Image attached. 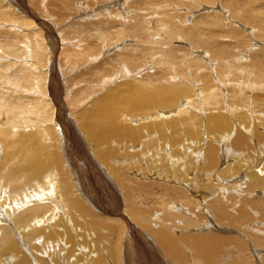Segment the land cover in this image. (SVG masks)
I'll return each instance as SVG.
<instances>
[{
  "label": "bare ground",
  "instance_id": "1",
  "mask_svg": "<svg viewBox=\"0 0 264 264\" xmlns=\"http://www.w3.org/2000/svg\"><path fill=\"white\" fill-rule=\"evenodd\" d=\"M63 1L67 14L52 11L47 14L48 9L42 2L36 4L38 12H35L29 8L32 5L30 0H0V152L4 153L0 158V262L13 258L11 264H169L170 261H165L169 259L168 255L177 264L189 263L188 258L194 264H257L249 253V245L237 237L232 239L210 232L219 229L218 220L225 225L237 223L239 228L244 224L250 227L253 222L264 225V199L259 195L264 196L261 170L245 169L249 178L243 188L240 181L245 173L235 180L232 177L250 166L246 157L251 145L263 141L255 136V139L251 136V140L247 135L251 129H244L245 133L235 127L239 121L247 122V118L234 111L239 98L245 105H263L261 94H251L262 89V78L254 83L247 74L243 80L233 79L232 84H227L229 80L221 71V66L238 70V66L249 65L251 71L262 75L264 63L254 56L252 64L238 65L246 53L235 55L231 61H223L222 57H215L216 52H229L231 45L218 43L216 39L212 41L216 37L213 27L225 29L229 25L235 30L225 29L223 32L233 37L238 30L252 32L250 26L240 24L234 27L231 19L230 22L223 19L227 11L232 13L233 20V16L241 14L240 9L233 10L235 0L230 2V10H226L223 4H216L223 14L218 13L216 7V12L207 18L197 17L189 26L183 22L196 15V9L201 6H198L199 1L178 0L179 6L175 2L163 5L162 1L153 3L156 0H151L149 2L153 4L143 9L134 6L132 1L109 0L110 5L102 10L97 6L98 9L94 6L91 9L90 5L85 7L82 0L77 3ZM184 5L188 8H183ZM149 8L154 9L152 13ZM182 8L187 11H181ZM152 23L155 24L153 27ZM256 29L261 30V26ZM132 41L139 43V47L131 44ZM209 46L211 50L207 49ZM134 47L143 52L138 55V49ZM104 50L113 51V56L104 63L101 61V64L90 66L89 63L97 61L98 54ZM213 57L219 60L215 61ZM85 65L88 73L83 69ZM195 65L197 69H194ZM154 67L157 70L153 75L145 70ZM77 70H82L79 74L85 73L84 77L74 76ZM142 71H146L143 83L128 84L124 91H113L97 98L92 102L94 108L78 113L75 121L79 118L84 122L79 125L81 135L76 132L73 116L67 112L69 109L75 112L81 104L77 109V100L67 104V100L73 97L69 83L82 80L80 78L85 82L89 80L91 86L80 93V103L96 94V87L104 84L102 81L112 80L113 76L129 77ZM235 74L240 76L239 72ZM224 90L228 93L225 92V98L220 95ZM245 90L251 93L247 94ZM74 94L76 97V91ZM222 97L228 99L227 102ZM123 105L130 112L145 105L156 107L155 116H143L142 119L167 120L159 119L157 124L139 127L124 125L119 121ZM226 105L228 116L226 111L220 113V108ZM202 111L206 114L202 115ZM234 128L236 136L227 145ZM170 131L175 154L176 146L183 143L184 153L188 156L175 172L182 184L176 181L175 184L181 186H170L169 181L167 189L161 190L164 193L159 192L157 186L154 191L159 192V197L180 195V201L190 205V212L198 215H182L190 225L198 228L194 227L198 234H191L183 240L185 235L176 237L173 228L165 223L174 217L180 219L181 214L165 213L167 219L162 217L164 223L160 221V226L155 227L158 222L151 216H156L159 211L152 209L148 201L153 198L154 202V193L148 191L153 186L132 175L140 172L138 167H130L129 173L123 172L117 160L119 156L124 159L129 156L122 154L120 147L129 146V142L134 148L143 145L142 153L151 151L150 148L165 151L164 141ZM203 132L212 137L206 143L199 137ZM157 133L158 136L152 139ZM241 154L239 166L233 168L234 163H229L217 171L225 159H237ZM146 191V195L142 194ZM245 192L252 194L253 199L246 197ZM256 193L257 198L254 197ZM165 202L163 200L160 205ZM251 202L257 208L251 207L257 215L247 218L245 211ZM237 203L241 207L234 213ZM200 215L206 218L204 222ZM134 221H139L142 226ZM261 226H257L258 231L264 233ZM250 235H253L254 254L259 256V247H264V236L252 232ZM186 243L190 251L183 248L188 246Z\"/></svg>",
  "mask_w": 264,
  "mask_h": 264
},
{
  "label": "rangeland",
  "instance_id": "2",
  "mask_svg": "<svg viewBox=\"0 0 264 264\" xmlns=\"http://www.w3.org/2000/svg\"><path fill=\"white\" fill-rule=\"evenodd\" d=\"M27 1H29V0H27ZM32 3V5H29V8H31L32 10H34L35 12H38L37 11V9H38V7H36V4L37 3H40V2H42V3H44V5L43 6H45V9H48V13L47 14H50V11H52V13H56V14H67V13H69L68 12V9L65 7V6H63L64 5V1L63 0H51V2L49 3V0H30ZM73 1H75V3H77V2H81V0H73ZM99 1H101L102 3H98ZM129 1V3L132 1L133 2V5L135 6V5H139V7L141 6V8H143V9H146V7L148 8L151 4H153V3H157V2H161L162 1V3H163V5L164 4H167V5H169L170 3L172 4V3H177V5H179V6H181L180 4H178L179 3V1L178 0H156L155 2L153 1V3H150L149 1H151V0H139L140 2H137L138 0H128ZM137 2V4H136V2ZM164 1V2H163ZM197 2L199 1V5L198 6H200V7H198L196 10V15H192L189 19H188V21H184L183 23H184V25L185 26H189V23L192 21H194V19H196L197 20V17H200V16H203V17H206L207 18V16H209L211 13H213V12H218V13H221V9H219L217 6L219 5L218 3H220V5L221 4H223V6L226 8V10L227 9H229L230 10V6H231V3L230 2H232V0H217V1H215V0H203L202 2H201V0H196ZM196 1H194L195 3H197ZM213 1H215V2H213ZM219 1V2H218ZM82 2L84 3V5H85V7H87V6H89L90 8L92 7V6H94V8L95 9H98V10H100V8H101V10L102 9H104V7L106 6V7H108L110 4H109V0H82ZM93 2V3H92ZM96 2V3H95ZM204 2V3H203ZM209 2V4H207ZM227 2V3H226ZM233 2H236V5H235V7L233 8V10L234 9H240L241 10V14L238 16V17H236V16H233V18H234V20L232 19V16H230V15H232V13H230V11H227V13H225V14H223V13H221V14H223L226 18H223V19H225L226 21H228V22H230V19L232 20L231 22L233 23V26L235 27V26H237V25H240V24H242V25H244V26H250V28H253V30H252V32H250L249 30H248V32L246 31H240V30H238V32H237V35L235 36V37H233V35H231V34H228V36H227V34L225 35L224 34V32H223V30H228V29H231V31H233V30H235L233 27L232 28H230V26L228 25V26H226L225 27V29L224 28H221V27H213V33H215L216 35V37L215 38H213V40L212 41H214L215 39V41H217L218 43L220 42V43H222V44H225V45H227V44H230L231 45V47L229 48V50H233L234 52H231V51H229V52H222V51H220V53L222 52V54H220L219 52H216V55L217 56H215V57H222V60L223 61H225V60H227V61H231V60H233V57H236L235 55H237V54H239L240 53V55L241 54H243V53H246L247 55H246V57H243V59H241V62H239V64L238 65H243L242 63H251L252 61H253V59H252V57H254V56H256V57H259L262 61H263V63H264V0H235V1H233ZM139 3V4H138ZM229 3V4H228ZM88 4V5H87ZM94 4V5H93ZM99 4H101V5H103V6H101V5H99ZM106 4V5H105ZM142 4V5H141ZM216 4H218V5H216ZM242 4V5H241ZM35 5V6H34ZM99 5V6H98ZM202 5H203V7H202ZM204 5H209V6H204ZM215 5V6H214ZM219 5V6H220ZM43 6H41V9L43 8ZM81 6H83V4H81ZM96 6L98 7V8H96ZM36 7V8H35ZM116 8L118 7L117 5L115 6ZM188 8V5H184L183 6V8ZM208 7V8H207ZM209 7H210V9H209ZM212 7H214V11H212L211 9H213ZM218 9H217V8ZM34 8V9H33ZM94 8H91V9H94ZM173 8V7H172ZM183 8L182 9H180L181 11H187L186 9H184L183 10ZM209 9V10H207V9ZM215 8H216V11H215ZM242 8H250L251 10L250 11H247V12H245V11H243L242 10ZM259 10V11H257V9ZM44 9V8H43ZM200 9V10H199ZM149 10V12H153L152 10H154V9H148ZM147 10V11H148ZM174 10V9H173ZM204 11V13H203V11ZM220 10V11H219ZM245 10V9H244ZM91 10H88V12L90 13V14H92V12H90ZM200 11V12H199ZM206 11V12H205ZM209 11H210V13H209ZM212 11V12H211ZM201 12L203 13V14H201ZM208 12V13H207ZM245 12V13H244ZM262 13V14H261ZM198 14H199V16H198ZM205 14V15H204ZM152 15V14H151ZM45 16H48V15H45ZM161 17V15H158V17ZM246 16V17H245ZM248 16V17H247ZM193 17V18H192ZM250 17H252V18H250ZM192 18V19H191ZM259 18H262V20L260 21L259 20ZM191 19V20H190ZM221 19V18H220ZM237 19V20H236ZM246 19V20H245ZM252 19V20H251ZM50 22V21H49ZM191 22V23H192ZM211 22V21H210ZM155 23V22H154ZM154 23H152L151 25H152V27L155 25ZM236 23V24H235ZM181 25H182V23H181ZM260 26H261V30H257L256 29V27H258V28H260ZM262 27H263V29H262ZM239 28H241V29H243L241 26L239 27ZM218 30V31H217ZM216 31V32H215ZM257 32V33H256ZM251 33L253 34V35H251ZM222 34H224V36L222 35ZM47 34H45V36H46ZM221 36H223V37H221ZM255 36V37H254ZM254 38V39H253ZM261 41V42H260ZM261 43V44H260ZM131 44H136L135 43V41H132L131 42ZM177 44V43H176ZM203 44H205V43H203ZM254 44V45H253ZM207 45V44H206ZM214 45V44H213ZM217 45V44H216ZM136 46L137 47H139V43H137L136 44ZM212 46V45H211ZM215 46V45H214ZM75 47V46H74ZM137 47H134V49H138V51H137V53H138V55L139 54H141L142 52H143V50H140L139 48H137ZM250 47H253V48H251V50L249 49ZM258 48V49H257ZM105 49V48H104ZM203 49V48H202ZM207 49H209V50H211L210 49V46H209V48H207ZM259 49H261V51H258ZM44 50V49H43ZM48 51H49V48L47 49ZM106 50V49H105ZM104 50V52H101L100 54H98V59H97V61H94V62H92V64L91 63H89L90 64V66H94V64L95 65H97V64H101L102 62L104 63L105 62V60H107V59H110L111 58V56H113V51H109V50H107V51H109V52H107V51H105ZM247 50V51H246ZM255 50H256V52H255ZM106 52V53H105ZM212 52L214 53V50L212 49ZM255 52V53H254ZM260 54H259V53ZM259 54V55H258ZM36 55V54H35ZM137 55V56H138ZM49 56H50V51H49ZM210 56H212V55H210ZM103 57V58H102ZM215 57H213L214 58V60H215ZM37 60H39L38 58H36ZM101 59V60H100ZM256 59V58H255ZM32 59L30 58V61H31ZM217 61L219 60V59H216ZM215 60V61H216ZM100 61V62H99ZM102 61V62H101ZM58 62H60L59 60H58ZM218 62H215V64H217ZM252 64V63H251ZM87 65V64H86ZM84 66L83 67V69H85V72H87L88 73V70H87V68L88 67H90V66ZM194 67V69H197V65H195V66H193ZM175 68V67H174ZM238 68V70L235 68V70L234 69H223L222 68V66H221V71L222 72H224V74H223V76H224V78H227L229 81H228V83L227 84H232L234 81H237V80H243V78L242 77H246V75L248 74V76H249V74H250V77L252 78V80H253V82L254 83H258V81L257 80H259V78L261 79V81L263 82V85H264V73H262V75L261 74H259V73H255V72H253V71H251L250 69H249V65H247V66H238L237 67ZM252 69H254L253 67H251ZM190 69H191V71L193 70L194 71V69L193 68H191L190 67ZM146 71H149V74H151V75H153V74H155L156 73V70H157V67L155 68H153V69H150V68H146L145 69ZM214 70H216L215 68H214ZM81 71L82 70H77V71H74V76H77V75H79L80 76V74L79 73H81ZM121 71V70H120ZM146 71H142L141 73H139V74H136V75H131V76H129V77H126V76H122V77H112V80H110L109 78L107 79V80H105V82L104 81H102L104 84L102 85V83H101V85L99 86V87H96V91L95 92H97L96 94H92V95H89V97H86L85 99H83V100H81L80 101V103H78V99L81 97L80 95V93H82L83 92V90L85 89V88H87V87H90L91 85L89 84V80H86V82H85V80H83V78H80V79H82V80H75L74 82H72V83H69V87L71 88V90H73V91H71L70 90V95H73V97H72V100H67V104L69 105V103L71 104L74 100H77V107L75 108V109H77L78 108V104H81V105H79V106H81L78 110H76L75 112H71L70 111V109H69V111L67 112V115H68V113H70L69 115L70 116H73V117H75V118H73V117H71L72 119H74V121H72L73 122V124L75 125V128H76V132H78V134H80V129H79V125H81L84 121L82 120V119H80V121H79V118H78V120H77V122L75 121L76 120V117L78 116V113H80V112H82L83 110L84 111H89V108L90 107H92V108H94V106H95V103H92V102H94L95 100H97V98H101V97H105V95H108V94H111V93H113V91H115V92H119L120 90L122 91H124V90H126L127 88H128V84H134V83H137L138 85L139 84H141V83H143V77H145V75L143 74V73H145ZM213 70L211 69V72H212ZM217 71H218V68H217ZM237 72H239V75L240 76H237L235 73ZM66 73V72H65ZM87 73H86V75H87ZM119 73V72H118ZM118 73L117 74H115V75H118ZM213 73V72H212ZM84 75H85V73H83V75L82 76H80V77H84ZM88 76H89V74H88ZM88 76H86V77H88ZM197 76V75H196ZM218 76H219V78L220 79H223L219 74H218ZM64 77V76H63ZM214 77V76H213ZM90 78V77H89ZM100 78V77H99ZM111 78V77H110ZM113 78H116V81L113 79ZM86 79H88V78H86ZM91 79V78H90ZM97 79L98 78H96V80L95 81H97ZM234 79V81H232ZM114 80V81H113ZM224 80V79H223ZM77 81H79V83H77ZM83 81V82H82ZM108 81H110V82H108ZM257 81V82H256ZM80 82H82V85H81V83ZM159 82V84H161V82L160 81H158ZM76 83V84H75ZM85 83V84H84ZM88 84H89V86H88ZM121 84V85H120ZM76 85V86H75ZM152 85V84H151ZM263 85L262 86H260L262 89H259L258 91H254V93H251V94H254L253 96H258L259 94H261L263 97H262V99H263V102H262V104L263 105H260V106H256L255 104H253V105H251L250 103L247 105H245V102H244V100H242V98L240 99H236V108H234V111L235 112H237V113H239V114H244V118H247V122H241V121H239L238 123H237V125L235 126L236 128H238V129H240V130H243V132H247L246 130L244 131V129H251L250 131L251 132H247V135H250V139L251 140H253V138H254V136L255 137H261L262 139H263V141L262 142H260V143H258V144H255V143H253L252 145H251V148H250V150H249V152H248V154H247V160H248V162H249V165L251 166H249L248 168L246 167H244L242 170H240V173L237 175V176H232V177H234V180L235 179H237V177L238 176H240V175H242V174H244L243 175V178H242V180L240 181V182H242V185H241V188H243L244 186H245V184L248 182V178H249V176H248V173L247 172H245V169L246 170H255V169H257V170H261L260 171V176H262V177H264V87H263ZM74 86H75V88H74ZM229 85H227L226 86V88L228 87ZM102 87V88H101ZM221 87V86H220ZM69 88V89H70ZM98 88V89H97ZM222 88V87H221ZM102 89V90H101ZM79 90V91H78ZM74 91H76V97L74 96L75 94H74ZM248 91V90H247ZM246 90L244 91L245 93H247V94H250L249 92H247ZM225 92L227 93V91L226 90H224V92H220V95L221 96H223L224 98L227 96V95H225ZM222 93V94H221ZM228 94V93H227ZM63 95H65V91H63ZM222 97V98H223ZM223 98V99H224ZM262 99H260V100H262ZM86 100V101H85ZM226 102H227V100L226 99H224ZM82 102V103H81ZM183 103V102H182ZM241 104V105H240ZM85 105V106H84ZM222 105V104H221ZM251 105V106H250ZM55 106V105H54ZM124 106V105H123ZM56 107V106H55ZM141 108L138 110V111H132V112H130L129 110H127L126 109V106H124L122 109H123V111H120L121 113H120V116H119V121H120V123H124V125H131V126H134V127H139V126H141V125H148V124H157V123H159V119H161V120H163V121H166L167 119H165V118H155V117H152V118H149V119H142L143 118V116H151V115H153V116H155V113H156V111H157V108L156 107H152V106H148V105H145V106H140ZM239 107V108H238ZM220 108V107H219ZM222 111H224V113H226L225 115H229L228 113H229V110H228V106L226 105L225 106V108H220V113L221 114H223L222 113ZM226 111V112H225ZM258 111V112H257ZM248 113V114H247ZM201 114L202 115H205L206 113H205V111H202L201 112ZM235 114V113H234ZM233 113L231 114V115H233V116H235ZM238 114V115H239ZM246 114H247V117H246ZM76 115V116H75ZM175 117H176V115H174ZM173 116V117H174ZM240 116V115H239ZM261 116V117H260ZM263 116V117H262ZM170 119H171V117H170ZM155 121V123H152V122H154ZM241 126H243V127H241ZM257 126V127H256ZM255 127V128H254ZM205 128V127H204ZM255 130V131H254ZM150 131V130H149ZM61 132V131H60ZM147 132V131H146ZM62 133V132H61ZM153 133V132H152ZM251 133V134H250ZM261 134V135H259V134ZM182 134L183 135H185V133H184V130L182 131ZM258 134V135H257ZM81 135V134H80ZM204 135V136H203ZM218 135V134H217ZM158 136V133L157 134H155L154 136H153V138L152 139H155L156 137ZM213 136V135H212ZM236 136V129L234 128V131L232 132V134H231V138H230V136H229V138H228V141H230L229 143H227V145H230L231 144V142H232V138L233 137H235ZM251 136H253V138L251 137ZM171 137V131L169 132V134L167 135V137H166V139H165V141H164V143H165V146H166V150L165 151H161L159 148H155V149H153V148H150V150L151 151H149V152H147V153H142V151H143V149H141L142 147H143V145H138V146H136L135 148L132 146V144L129 142L128 143V145L130 146H126L125 144L122 146H120L121 147V153L123 154V153H125V154H128L129 156L128 157H126L125 159H124V157L122 158L121 156H119V157H117V160H118V162L120 163V165L119 166H121V171H123V172H128L129 173V168L131 167H133L134 169L135 168H137L138 167V169L140 170V172L138 173V174H132L133 176H136L137 178H138V180H140L141 182H145L146 184H150L151 186H153V187H151L152 188V190H148V191H150L151 193L153 192L154 193V202H152V200L151 199H153V198H151V199H149L148 201H150L151 202V205H152V209H154V210H158L159 212H157L156 213V216H151L152 218H153V221H156V222H158L157 224H155V227H159L160 226V224H159V222L160 221H162V223H164L163 222V218L162 217H164V218H166L167 219V217H166V215H165V213L168 215V214H170V213H172L173 212V215L174 214H181V216H180V219H179V217L177 218V217H174V219L173 220H168L169 222H170V224H169V222L167 221H165V223H167V225H169L168 227H172L173 228V231H172V233L173 234H175V236L176 237H179V236H181V234L182 235H185L183 238H182V240L184 239V238H187V236L189 237L191 234H198L197 233V231H194L195 230V228H197L196 226H193V224H191L190 225V222L188 221V219L186 218V216L185 217H183L182 215H190V214H192L193 215V217H198V215L197 216H195V213L193 214V212L191 211L190 212V210H192V209H189V207H190V205L188 206V205H185L182 201H180V199H179V197H180V195H178V196H175V197H168V196H162L161 195V197H159V192H161V193H164V191H161L162 189H167V186L168 185H166V184H168V183H170L169 181H171V185L170 186H173V185H175L176 187H179V186H181V185H176L175 184V182L177 181V182H180V180H178L177 179V177H175V172H176V168H180V164H181V162L183 161V160H187L188 159V156H186L185 155V153H184V150L186 149L185 148V145L183 144V143H180V144H178L177 146H176V148H177V153L175 154V152H174V150L172 149V147L173 146H171V141H172V139L170 138ZM186 136H184V142H186V138H185ZM199 137H200V139H205L204 140V142L206 143L207 142V140H211V136L209 137V135H206V132H203V133H201L200 135H199ZM214 139H215V141H216V137H213ZM146 139H148V137H146ZM229 139H231V140H229ZM255 139V138H254ZM262 139H260V140H262ZM85 141V142H84ZM83 142L84 143H86L87 141L84 139L83 140ZM256 142V141H255ZM158 143H160V140H159V142ZM163 143V144H164ZM257 145H258V147H257ZM195 147V145H193L191 148H190V151L192 152L193 151V148ZM201 147V146H200ZM87 148L89 149V150H91V147L89 146V145H87ZM202 148V147H201ZM141 149V150H140ZM128 150V151H127ZM156 151V152H155ZM221 152H222V149H221ZM157 153V154H156ZM188 153V152H187ZM202 153H203V151H202ZM3 152H0V158H2V156H3ZM161 156V157H160ZM242 157V154L241 155H239L238 157H237V159L239 158H241ZM179 158V159H178ZM175 159H177V160H175ZM236 158H234V159H225L224 160V162L221 164V167H219L218 169H217V171H219L220 169H222V168H225L226 166H227V164H229V163H231V164H233V166L234 165H237V166H239L240 165V163H238V161H239V159L237 160ZM260 161V162H259ZM117 162V163H118ZM169 164H168V163ZM116 163V164H117ZM237 166H234L233 168H236ZM170 168V169H169ZM251 168V169H250ZM169 171H168V170ZM175 169V170H174ZM161 172H160V171ZM172 170V171H171ZM156 172V173H155ZM182 172L183 171H179V173H181L182 174ZM159 173V174H158ZM158 174V175H157ZM183 174H184V172H183ZM235 174V173H234ZM233 174V175H234ZM138 175V176H137ZM177 175H179V174H177ZM176 175V176H177ZM143 176V177H142ZM164 176V177H163ZM183 177H184V175H182ZM159 179V180H158ZM152 180V181H151ZM223 180V179H222ZM231 180L233 181V179L231 178ZM181 184H182V182H180ZM220 183V182H219ZM159 184V185H158ZM263 185H264V183H263ZM154 186H157V190H159V192L158 191H154L156 188L154 187ZM150 187V186H149ZM214 188H215V191H217V187L216 186H214ZM207 191V190H206ZM213 191V190H212ZM215 191H213L214 192V196H216V193H215ZM231 192H234V190L233 189H231L230 190ZM242 191V190H241ZM241 191H239L238 192V194H241ZM146 193H147V191L144 193H142V194H144V195H146ZM221 193V192H220ZM204 194V193H203ZM232 194H234L235 196H238L237 194H235V193H232ZM231 194V195H232ZM245 195H246V197H248V198H250L251 200L253 199V197H251L252 196V194H247L246 192H245ZM244 195V196H245ZM260 195V197H263V199H264V196H262L263 194H259ZM217 196H218V193H217ZM244 196H242V197H244ZM255 198H257V193H256V196H254ZM159 198V199H158ZM169 198H171L170 200H169ZM198 198H201V195H198ZM158 199V200H157ZM262 199V198H261ZM156 200V201H155ZM163 200H165L166 202L165 203H163V204H161L160 205V203L163 201ZM172 200V201H171ZM175 200V201H174ZM259 201V200H258ZM169 202H171V203H169ZM170 204V205H169ZM162 206V207H161ZM167 206H169V207H167ZM184 206V207H183ZM254 207V209H257V208H255V206H254V204L251 202V204H249L248 205V207H246V210L247 211H245V213L247 214V218H252V217H255L256 215H257V213H256V211L255 210H253L251 207ZM171 207H172V209H171ZM187 207V208H186ZM236 208H234V210H233V212L234 213H236V209L237 208H240L241 207V205L239 204V203H237L236 204V206H235ZM156 208V209H155ZM161 208H163L162 209V211H161ZM171 209V210H170ZM165 210H167V211H165ZM161 211V212H160ZM171 211V212H170ZM164 212V213H163ZM176 212V213H175ZM194 212H196V214H197V211L196 210H194ZM206 212V211H205ZM160 213H162L161 215H160ZM159 216H158V215ZM6 215H9V213L8 214H6ZM161 216V217H160ZM12 217H14V215L12 214ZM200 220L202 221V222H204L205 221V217L204 216H202V215H200ZM135 219V218H134ZM262 219H264V217L262 218ZM176 220V221H175ZM247 221H250V219H247ZM54 222V221H53ZM175 222V223H174ZM47 223H49V222H47ZM46 223V224H47ZM134 224L136 223V225H138V226H142V225H140L141 223H139V221H134L133 222ZM173 224V225H172ZM218 224L220 225V227H218L219 229H217V230H211L210 232H212L213 234H217V235H220V236H223V237H230V238H234V237H237L240 241H242V242H244V243H246L247 245H249L248 246V249H249V253H251V255H252V260L253 261H255L257 264H263L264 263V247H259V252L258 253H260V255L259 256H257V255H255L254 254V251H253V246L255 247V245H252V240H253V235H250V233L252 232V233H255V234H257V235H260V236H264V233L262 232V231H258V228H257V226H261V224H258V223H255V222H253V224L254 225H252V226H250V227H246L245 226V224L243 225V226H241V228H239L240 226L237 224V223H233V224H227V225H225V223H223L222 221H220V220H218ZM257 226H256V225ZM42 225H43V222H42ZM144 226V225H143ZM193 228H192V227ZM170 227V228H171ZM195 227V228H194ZM261 227H264V225H262ZM198 229V228H197ZM226 229V230H225ZM18 234V233H17ZM182 240L181 241H179V242H182ZM39 242V241H38ZM233 242V241H232ZM184 243V242H183ZM234 244V243H233ZM184 245V244H183ZM186 245H188V246H184L183 248H186V250H188V251H190L191 249H190V247H189V244L188 243H186ZM113 247H114V245H112ZM116 246H117V244H116ZM51 247L52 248H54L53 247V245L51 244ZM57 247V246H56ZM160 252V251H159ZM167 257L169 258V259H165V261L167 262V263H169L168 261H170L171 263H169V264H177V262H175L174 261V259L173 258H171L170 256H168L167 255ZM189 257V256H188ZM188 259H190L189 260V263H187V264H190V262H191V264H194L193 263V261L191 260V258H188ZM12 260H13V258H7L6 260H3L2 262H0V264H8L9 262V264H11V262H12ZM168 260V261H167ZM5 261H7L6 263H5ZM179 263V262H178ZM180 264V263H179Z\"/></svg>",
  "mask_w": 264,
  "mask_h": 264
}]
</instances>
